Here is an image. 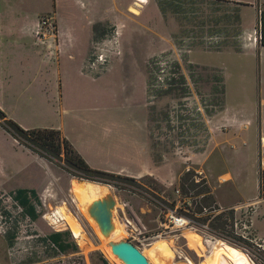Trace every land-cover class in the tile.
<instances>
[{
    "label": "rangeland",
    "instance_id": "obj_1",
    "mask_svg": "<svg viewBox=\"0 0 264 264\" xmlns=\"http://www.w3.org/2000/svg\"><path fill=\"white\" fill-rule=\"evenodd\" d=\"M0 1L4 19L15 12L24 19L37 14L54 15L58 23L78 26L86 36L95 13L92 0ZM135 3L132 0L123 12L121 27L111 25L118 29L114 52L96 66L86 62L80 67L93 77L103 72L105 75L96 82L81 80L78 92L63 88L61 95L69 109L78 108L90 116L96 111L110 113L109 127L119 126L129 132L137 122L141 123V117L145 143L154 163L174 167L172 177L171 169L163 172L170 183H162L150 174L89 180L85 171L69 160L65 149L61 148L57 155L28 145L7 130V118L0 115V264H29L58 257L69 264H103V259L109 264L101 250L118 241L139 246L150 264H165L168 260H185L188 264H264V246L256 245L261 242L259 238H264V196H259V172L264 166V151L259 145V134H264V47L260 53L255 50L231 58L206 56L212 66L199 59L207 50L241 51L243 44L250 42L254 48L258 46L250 38L257 27L243 26L244 17L252 21L255 14L243 7L238 13L227 4L201 5L193 1L192 8L207 11L202 18H208V25L215 14L218 19L222 14L224 39L201 45L180 39L178 44L162 45L152 36L151 0L140 2L138 15L129 10ZM9 4L12 7L4 9ZM184 4L173 3L182 9ZM4 36L8 37L6 33ZM20 37L26 42L23 35L17 36ZM58 38L49 50L53 58H60L63 68L64 55L55 47ZM130 55L134 61L129 60ZM129 63L140 66L143 74L124 71L123 65ZM212 117L215 123L211 130L206 122ZM72 133L80 139L78 133ZM5 145L15 155V163L13 157H5ZM121 160L115 153L107 159L112 165ZM137 162L127 163L123 155V165L137 168ZM188 170L202 184L191 188L186 182L182 188L179 178ZM224 175L228 178L222 182L220 177ZM201 185L208 188L207 203L202 194H196ZM18 188L35 191V196L30 197L37 214L34 219L13 199ZM219 206L237 209L238 220L244 218V210H256L248 235L251 241L234 232L229 211L207 217ZM100 208L110 221L107 233L101 231L95 218ZM170 211L186 215L192 221L189 227L197 231L173 229L167 217ZM140 231L161 235L145 246ZM54 232H61L62 242L72 246L63 250L52 247L49 235ZM118 264L125 263L120 260Z\"/></svg>",
    "mask_w": 264,
    "mask_h": 264
},
{
    "label": "crops",
    "instance_id": "obj_2",
    "mask_svg": "<svg viewBox=\"0 0 264 264\" xmlns=\"http://www.w3.org/2000/svg\"><path fill=\"white\" fill-rule=\"evenodd\" d=\"M67 1L73 2V0ZM193 1L201 5L206 2L219 3L221 6L227 4L234 6L238 13L241 7L251 10L255 18L246 21L244 17L245 29L258 27L260 8L264 5V0H151V30L157 44H178L182 39L193 45H201L217 43L218 39H224L222 14H219V19L215 14L213 22L208 25V18H202V14L207 11L202 8H192ZM130 2L132 0H126L125 4L123 0H92L95 13L89 21L87 36L79 32L78 26L63 21L58 23L56 20L59 41L56 42L55 47L61 49L64 55L63 68H60V58H53L48 44L37 43L33 38L32 29L38 14L24 19L15 12L9 19H4L0 8V109L7 119L25 130L36 128L59 130L91 168L129 177L150 174L158 181H163L162 183H170L171 179L164 178L163 172L171 169L172 177L174 167L169 163H154L145 143L141 117H139L141 123H135L136 128L129 132L127 128L109 127L107 122L112 119L110 113L96 111L95 115L90 116L86 111L82 112L78 108L69 109L65 104V98L61 95L63 88L78 92L79 86L83 83L81 80L96 82L105 75L103 72L93 77L80 67L90 62L99 52L105 53L106 56L114 52L118 30L116 26L123 25V12L129 8L127 6H130L128 5ZM173 3H185L184 8H178ZM10 7L11 4L4 9ZM113 24L116 26L112 27ZM5 33L8 37L4 36ZM19 35H23L26 42L21 40L22 37L18 39ZM263 47L264 45L259 44L254 48L250 42L243 44L241 51L207 50L200 54L199 59L202 64L212 66L206 56L217 54L231 58L240 54H251L255 50H259L260 53V48ZM128 57L131 61L135 60L131 58L134 57L132 55ZM259 60L263 61L264 57L262 60L260 56ZM125 69L132 71L133 74L135 70L143 74L142 68L132 63L123 65V70L126 71ZM132 100L135 101L134 98ZM214 123L212 117L206 125L212 130ZM72 132L78 133L80 139H75ZM263 137L264 134H259V145L264 151ZM113 147L115 150L112 149ZM128 150L130 153L127 152ZM3 152L6 158L13 157L15 163L16 157L10 153L8 145L3 146ZM113 153L122 157L120 163L112 165L107 161ZM123 155L126 156L127 163L137 160V168L123 165ZM22 161L25 163L27 160L24 158Z\"/></svg>",
    "mask_w": 264,
    "mask_h": 264
},
{
    "label": "trees",
    "instance_id": "obj_3",
    "mask_svg": "<svg viewBox=\"0 0 264 264\" xmlns=\"http://www.w3.org/2000/svg\"><path fill=\"white\" fill-rule=\"evenodd\" d=\"M257 30L259 32V40L258 43L260 45H264V5L260 8V13L258 17V27ZM0 115L5 117V114L0 109ZM8 126L6 127L7 130L12 134L25 139L28 145H35L41 147L49 152L54 154L60 153L61 148L65 149L66 154L69 156V160L78 168H81L85 171V178L89 180H105L108 179H116V178H123V175L110 173L102 170H97L91 168L71 147V144L65 137L60 136V131L57 129L52 128H36V129H29L25 130L21 128L18 124L14 123L13 121L6 119ZM196 174L188 170L184 172L179 180H182V188L184 183L188 182L191 188H196L201 182L195 181ZM202 188L197 190L196 194H202L204 202L208 201V188L204 185H201ZM35 196V191L33 189H25V188H18L13 196V199L18 202L24 209L26 214L31 217H36V211L34 206L30 203V197ZM259 196H264V166L261 168L259 172ZM210 199V198H209ZM209 217V216H207ZM49 239L52 243L56 246L61 248L62 250L68 246H72L71 243H63L61 240V232H54L49 235ZM103 264H108V262L103 259Z\"/></svg>",
    "mask_w": 264,
    "mask_h": 264
},
{
    "label": "built area",
    "instance_id": "obj_4",
    "mask_svg": "<svg viewBox=\"0 0 264 264\" xmlns=\"http://www.w3.org/2000/svg\"><path fill=\"white\" fill-rule=\"evenodd\" d=\"M32 35H33L34 40L37 43L48 44V46L50 47L53 44L54 40H57V25H56V21L54 17L51 15L38 16L34 23L33 29H32ZM259 37L260 35L257 29L253 31L252 35L250 34V38H252L253 42H257L259 40ZM105 58H106V54L103 52H99L93 56V58L90 61V65L96 66V64L104 62ZM195 181L197 180L195 179ZM236 210L237 209L234 210V208L232 207L224 208V207L219 206L217 208L214 207V209L211 210L212 212H209L206 215L211 217L215 213L226 214L229 211V213L233 215L232 222L230 225L232 226V228H234V232L243 238H248L251 241L252 239L251 237H248V235L251 233L250 228L253 225V213L256 210L252 209L251 213H248L249 210L248 212L244 210L243 212L244 218L239 219V220L237 219L236 214H235ZM167 217L170 221V224L172 225V228L176 230H182L185 227H189L190 224L192 223L190 218H188L186 215L178 214L176 211L168 212ZM236 230L242 231L243 234L239 233ZM139 233L142 235L141 243L146 244V245L149 244L153 239L161 235V232H154L152 234H144L140 231ZM244 233L246 234V236H244ZM259 240L261 242L259 243L256 242V245L257 247L262 248L264 246V238H259ZM50 244L52 247L58 250L57 246L54 243L50 242ZM135 246L139 250H141L139 246L137 245ZM29 264H69V263L63 260L61 257H58L53 260H46V261H41V262L29 263Z\"/></svg>",
    "mask_w": 264,
    "mask_h": 264
},
{
    "label": "water",
    "instance_id": "obj_5",
    "mask_svg": "<svg viewBox=\"0 0 264 264\" xmlns=\"http://www.w3.org/2000/svg\"><path fill=\"white\" fill-rule=\"evenodd\" d=\"M98 207L99 204L97 205ZM103 211V212H102ZM99 222L102 223V228L106 229V223L102 220L107 219L104 210L100 208ZM112 252L117 255L125 264H150L147 257L134 244L127 241H118L111 245Z\"/></svg>",
    "mask_w": 264,
    "mask_h": 264
},
{
    "label": "bare ground",
    "instance_id": "obj_6",
    "mask_svg": "<svg viewBox=\"0 0 264 264\" xmlns=\"http://www.w3.org/2000/svg\"><path fill=\"white\" fill-rule=\"evenodd\" d=\"M146 0H136V3H135V6H131L130 7V11L131 12H133V13H135V14H137L139 11H138V9H137V7H140L141 5H140V2H145ZM262 143L264 144V139H263V141H262ZM227 178H228V175H224V176H222V177H220V180L222 181V182H224V181H226L227 180ZM75 201V200H74ZM76 203V202H75ZM254 203H255V201H254ZM79 206V205H78ZM80 207V206H79ZM81 208V207H80ZM82 209V208H81ZM82 211H83V213H86L85 212V210H83L82 209ZM107 215V214H106ZM108 217V216H107ZM95 218H96V220H97V222H98V224H99V226H100V229H101V231L103 232V233H107L108 231H109V228H110V221H109V218H107V219H105V220H102V221H104L105 223H106V229L104 230L103 228H102V223L101 222H99V214L97 213L96 214V216H95ZM185 228H190V229H193V230H195V231H197V229H195V228H193V227H185ZM184 229V228H183ZM182 229V230H183ZM181 230V231H182ZM156 239V238H155ZM154 240V239H153ZM153 240L151 241V242H153ZM150 242V243H151ZM149 243V244H150ZM148 245V244H147ZM147 245H145V246H147ZM142 250V249H141ZM90 252V251H89ZM93 252V251H92ZM101 252H102V254L104 255V257L107 259V260H109V264H118V262H120V258L117 256V255H115L113 252H112V249L111 248H106V249H103V250H101ZM83 254H88V252L87 253H83ZM158 256H162L161 254H158L157 255V257ZM120 259V260H119ZM123 262V261H122ZM165 264H188L185 260L183 261H175V262H172L171 260H168V261H166L165 262Z\"/></svg>",
    "mask_w": 264,
    "mask_h": 264
}]
</instances>
